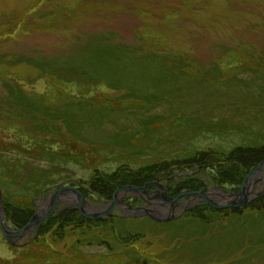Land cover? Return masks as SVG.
<instances>
[{
	"label": "rangeland",
	"instance_id": "rangeland-1",
	"mask_svg": "<svg viewBox=\"0 0 264 264\" xmlns=\"http://www.w3.org/2000/svg\"><path fill=\"white\" fill-rule=\"evenodd\" d=\"M262 143L264 0H0V264H264Z\"/></svg>",
	"mask_w": 264,
	"mask_h": 264
},
{
	"label": "water",
	"instance_id": "water-1",
	"mask_svg": "<svg viewBox=\"0 0 264 264\" xmlns=\"http://www.w3.org/2000/svg\"><path fill=\"white\" fill-rule=\"evenodd\" d=\"M263 164H264V162H263ZM260 168H261V166L254 167L250 171L249 175L246 178H244V181H243V183L241 185V188L238 191H236L234 194L231 195V199L230 198L226 199L227 197L226 196H223L222 198L223 199H226L225 200V203H215V202L211 201L209 199V197L207 196V193L206 192H202V191H192V192H189V194L190 195H194V197L196 199H199L200 198V199H204L206 201H211L210 203L212 205H214L215 207H217V208L233 206V207H237L238 209H243L246 205H248V203H250L252 201V198L257 197V196L260 195V193H258V194H255V196H254V193H253V191H251V188H250V187H252V185L250 184V181H249V177L250 176L254 177V176H256L257 174L260 173L259 172V169ZM122 189L128 190V191H136V192H140V193L143 192V189H138V188H133V187L122 188ZM116 193L114 194V198H113L114 201H113L112 205H110L107 208V210L104 211V213H103L102 216L108 215L114 209V206H115L114 204H116V202H117V201H115V195H116ZM59 194H60V191H58L57 193H55V197H57ZM208 194H212V192H208ZM252 194H253V196H252ZM165 196H166V193L163 192L162 195H161V198L163 200H165V198H163ZM178 198H180V197H178ZM178 198L175 199V200H167V202H169V203L173 202L174 203L177 200H179ZM79 199L82 200V196L80 194H79ZM79 206L81 207V204ZM50 208L51 209L48 212V214L51 213V210L53 211V209H54V203H52V205H51ZM144 213H145V215L150 216L151 218H153L155 220H158V221L159 220L160 221L161 220H164V219H158V218L152 216V212L150 210H148V209H144ZM48 214L45 217H48L49 216ZM94 217L95 218H98V216H96V215ZM42 220H43L42 218H38V217H34L33 216L29 220V222L23 228L18 229V230H14V231H11V230L8 231L9 229H8V226H7L6 222H5V220L0 217V228L3 231V233L5 234L7 240L9 242H12V238H20L25 233V231L29 230V228L32 227V225H37Z\"/></svg>",
	"mask_w": 264,
	"mask_h": 264
},
{
	"label": "trees",
	"instance_id": "trees-1",
	"mask_svg": "<svg viewBox=\"0 0 264 264\" xmlns=\"http://www.w3.org/2000/svg\"><path fill=\"white\" fill-rule=\"evenodd\" d=\"M254 141V140H253ZM246 148H249V149H251L252 147L251 146H248V145H246ZM258 148H261V149H264V144L262 143V144H260L259 146H258ZM192 156L191 155H188V156H186V157H184L185 159H188V158H191ZM199 190H202V189H199ZM170 191V193L172 194V191L171 190H169ZM169 191H168V193H169ZM169 193V194H170ZM256 211H260V210H256ZM255 212V211H254ZM254 212H252V214H254ZM241 214H244V213H241ZM252 214H248V215H252ZM239 215V214H238ZM247 217H251V216H247ZM247 217H245V218H247ZM240 218L241 219H244V217H241L240 216ZM191 220H193V218H190V221ZM115 221H118V222H122V221H124V220H115ZM173 221V220H172ZM124 224H125V221H124ZM122 225H123V222H122ZM213 226V225H212ZM215 226V225H214ZM213 226V227H214ZM208 228V227H207ZM207 228L206 229H201V228H198V229H201V230H203V231H206L207 230ZM191 236H196V234L194 233V232H191ZM188 240V239H187ZM181 245H183V244H179L177 247H178V249L181 247ZM178 249H176V247L174 246L173 247V251H177ZM172 251V250H171Z\"/></svg>",
	"mask_w": 264,
	"mask_h": 264
},
{
	"label": "flooded vegetation",
	"instance_id": "flooded-vegetation-1",
	"mask_svg": "<svg viewBox=\"0 0 264 264\" xmlns=\"http://www.w3.org/2000/svg\"><path fill=\"white\" fill-rule=\"evenodd\" d=\"M147 205H148V207H150L149 204H147ZM147 205H146V207H147ZM160 205H162V204H160ZM156 207H157V208H161V206L159 207V206H157V205H156ZM162 210H163V208H162ZM153 211L156 212V208H153Z\"/></svg>",
	"mask_w": 264,
	"mask_h": 264
},
{
	"label": "bare ground",
	"instance_id": "bare-ground-1",
	"mask_svg": "<svg viewBox=\"0 0 264 264\" xmlns=\"http://www.w3.org/2000/svg\"><path fill=\"white\" fill-rule=\"evenodd\" d=\"M263 170H264V167H263ZM258 176H262L263 175V173H259V174H257ZM115 200H117V199H115ZM19 228H15L14 230H18Z\"/></svg>",
	"mask_w": 264,
	"mask_h": 264
}]
</instances>
